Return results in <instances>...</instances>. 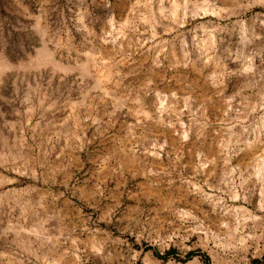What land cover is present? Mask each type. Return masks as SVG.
<instances>
[{
  "label": "rangeland",
  "instance_id": "374dc122",
  "mask_svg": "<svg viewBox=\"0 0 264 264\" xmlns=\"http://www.w3.org/2000/svg\"><path fill=\"white\" fill-rule=\"evenodd\" d=\"M263 162L264 0H0V264H264Z\"/></svg>",
  "mask_w": 264,
  "mask_h": 264
},
{
  "label": "bare ground",
  "instance_id": "6f19581e",
  "mask_svg": "<svg viewBox=\"0 0 264 264\" xmlns=\"http://www.w3.org/2000/svg\"><path fill=\"white\" fill-rule=\"evenodd\" d=\"M261 161H262V160H261ZM261 165H262V164H261ZM263 167H264V162H263ZM257 168H258V167H257ZM259 169H260V167H259ZM260 172H261V170H260ZM258 173H259V172H258ZM260 174H261V173H260ZM260 174H259V175H260ZM262 177H263V176H262Z\"/></svg>",
  "mask_w": 264,
  "mask_h": 264
}]
</instances>
